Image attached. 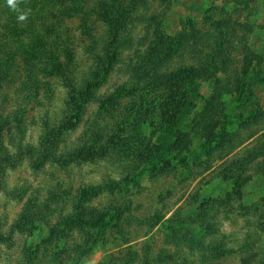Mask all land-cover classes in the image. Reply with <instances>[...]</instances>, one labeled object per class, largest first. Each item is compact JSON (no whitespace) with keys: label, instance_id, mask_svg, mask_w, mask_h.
Listing matches in <instances>:
<instances>
[{"label":"trees","instance_id":"1","mask_svg":"<svg viewBox=\"0 0 264 264\" xmlns=\"http://www.w3.org/2000/svg\"><path fill=\"white\" fill-rule=\"evenodd\" d=\"M90 1L20 0V10L29 14L27 20L18 22V13L7 6L6 0H0V93L22 65L20 98L33 101L41 85L50 90L49 79L56 78L65 86L72 110L71 118L60 121L57 126L46 124L37 141L28 138L27 103L21 105L17 100L12 110L0 112L1 188L6 186L9 171L26 161L35 171H42L48 165L69 169L72 165L111 156L131 157L138 164L145 163V171L161 174L164 166H173L178 160L174 158L176 155L183 154L180 161H184L187 157L184 153L192 151V141L180 133V127L183 123L191 127L195 124L196 118L188 122L195 111L194 83L186 80L187 76L178 82L174 74L165 73V67L180 51L208 43L209 38L197 32L169 36L161 30L159 22L156 29L159 32L156 31L145 52L137 56L130 78L101 101L95 118L77 139L71 138L84 113V105L94 98L100 81L132 48L136 18L132 16L131 7H140L148 0H133L131 7L125 0ZM93 15L99 17L109 31V51L96 56L87 71V81L80 83L73 38L66 19H80V28L87 31L88 19ZM171 43L173 49L169 46ZM247 100H240L243 106ZM121 107H124L120 112L122 116H118ZM257 110L263 116L262 109ZM196 115L208 122V111ZM259 116L252 112L248 119ZM108 117L113 121L107 124ZM171 128L176 129L175 135H171ZM146 131L161 133L163 138L148 143L150 138L147 140ZM197 131L204 139L203 149L207 154L225 149L233 142L227 122L220 127L205 123ZM219 177L232 185L224 197L200 200L196 196L193 199L196 210L191 218L176 214L167 220L165 241L172 248L156 249L152 244L147 245L141 256L125 258L124 254L117 263L221 264L226 258L239 254L241 264H264V252H257L252 242L254 235L264 236V133L244 151L226 160L220 166ZM253 183L263 186L257 198L248 190ZM116 185L115 182L85 184L75 193L64 191L59 195L57 189H51L44 199L30 197L9 229L0 230V249L2 245L12 248L17 235H32L45 226L46 237L34 247L25 243L16 264H68L70 241L76 232L90 235L93 230L106 231L112 226L113 219L105 213L94 214L91 203L105 189L113 191ZM115 215L122 217L120 212ZM234 216L245 221V226L239 228L245 230L243 235L224 228L225 221H233ZM162 220L163 216L156 214L150 219V225L155 226ZM79 255L80 252L74 255V261ZM111 262L114 264V260Z\"/></svg>","mask_w":264,"mask_h":264},{"label":"rangeland","instance_id":"2","mask_svg":"<svg viewBox=\"0 0 264 264\" xmlns=\"http://www.w3.org/2000/svg\"><path fill=\"white\" fill-rule=\"evenodd\" d=\"M132 2L125 0L130 7ZM131 10L136 18L132 48L100 81L94 98L84 105V113L71 138L77 139L95 118L101 101L130 78L137 56L145 52L156 31L159 32L156 30L159 22V26L163 27L161 30L169 36L179 33L187 36L197 32L209 38L208 43H198L193 48L180 51L167 61L165 67V73L174 74L178 82L184 81L187 76L186 80L194 83L195 111L188 122L196 118L195 124L191 127L183 123L180 127V133L192 141V151L184 153L187 156L184 161H180L183 154L176 155L174 158L178 160L173 166H164L161 174L145 171L146 164H138L131 157L121 159L112 156L92 163L72 165L69 169L48 165L42 171H35L29 161L11 169L6 186L0 187L2 231L9 229L30 197L44 199L51 189H57L59 195H63L64 191L67 194L75 193L85 184L117 183L113 191L105 189L91 203L94 214L105 213L113 219L112 226L106 231L93 230L90 235L76 232L70 241L71 255L66 259L68 264H112L111 260L118 264L119 259L128 255L141 256L147 245L152 244L156 249L172 248L165 241L167 220L176 214L184 219L191 218L196 210L193 204L196 196L200 200L224 197L232 185L219 177L220 166L258 141L264 133V0H148L140 7H131ZM66 20L78 63V82H86L87 71L95 63L96 56L109 51V31L103 21L94 15L88 19L87 31L80 28V19ZM169 46L174 47L173 43ZM22 76L21 65L0 93V112L12 110L17 100L21 105L27 103L28 138L37 141L46 124L57 126L60 121L71 118L72 110L67 90L56 78L49 79L50 90L41 85L33 101L20 98ZM246 99L249 100L243 106L240 100ZM123 108L118 110V116H122L120 112ZM258 108L262 109L263 116ZM203 111H208V122L197 115L195 117V114ZM252 112L260 116L249 120ZM111 121L108 117L106 123ZM224 122H227V129L232 133L233 142L225 149L205 153L204 139L197 128L205 123L220 127ZM193 128L196 129L192 131ZM170 130L171 135L176 134L175 128ZM146 135L147 140L150 138L148 143L163 138L161 133L153 134L151 131H146ZM262 188L261 183H253L248 190L257 198L263 192ZM117 212L122 217H117ZM156 214L162 215L163 220L151 226L150 219ZM234 217L233 221H225L224 228L243 235L245 230L240 231L239 228L245 226V221L239 216ZM46 235L45 226L32 235H17L12 248L2 245L0 262L16 264L25 243L28 247H34ZM252 242L257 252H264V236L254 235ZM82 248H85L84 253ZM76 252L83 256L79 260V255L74 261ZM124 254L126 256L123 257ZM221 264H241V257L235 254Z\"/></svg>","mask_w":264,"mask_h":264},{"label":"clouds","instance_id":"3","mask_svg":"<svg viewBox=\"0 0 264 264\" xmlns=\"http://www.w3.org/2000/svg\"><path fill=\"white\" fill-rule=\"evenodd\" d=\"M19 3H20V0H6L7 6L13 12L18 13V15H17V21L18 22H23V21L27 20L29 13L27 11H21L20 8H19Z\"/></svg>","mask_w":264,"mask_h":264}]
</instances>
